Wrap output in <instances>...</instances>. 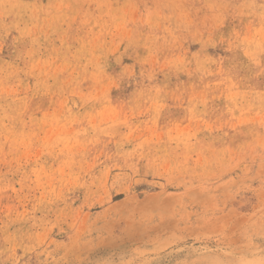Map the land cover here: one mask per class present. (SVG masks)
Segmentation results:
<instances>
[{
  "label": "rangeland",
  "instance_id": "1",
  "mask_svg": "<svg viewBox=\"0 0 264 264\" xmlns=\"http://www.w3.org/2000/svg\"><path fill=\"white\" fill-rule=\"evenodd\" d=\"M0 264H264V0H0Z\"/></svg>",
  "mask_w": 264,
  "mask_h": 264
}]
</instances>
